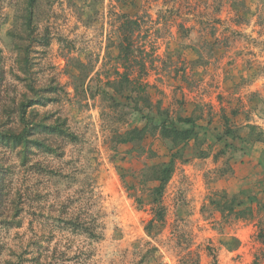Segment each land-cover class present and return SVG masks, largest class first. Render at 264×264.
Returning <instances> with one entry per match:
<instances>
[{"label":"rangeland","instance_id":"1","mask_svg":"<svg viewBox=\"0 0 264 264\" xmlns=\"http://www.w3.org/2000/svg\"><path fill=\"white\" fill-rule=\"evenodd\" d=\"M27 1L0 0V132L40 99L26 119L71 137L35 136L49 150L25 165L0 143V264H264V0ZM164 113L200 130L159 221ZM223 196L242 205L222 213Z\"/></svg>","mask_w":264,"mask_h":264},{"label":"trees","instance_id":"2","mask_svg":"<svg viewBox=\"0 0 264 264\" xmlns=\"http://www.w3.org/2000/svg\"><path fill=\"white\" fill-rule=\"evenodd\" d=\"M37 0H28L27 6L32 9L36 4ZM30 16L31 11L29 12V16L27 18L26 27H30ZM136 24L133 20L125 19L122 23L123 27L130 29V27ZM130 34H123V38L127 41L126 47L122 44L120 46V54L121 57L125 61H129V57L131 55L130 52V41H128V37ZM26 58V56L24 57ZM128 74L124 73L123 77L127 84H130L132 80L128 79ZM29 91L35 92L34 86H28ZM53 90L52 93H54ZM46 101H41L40 99L27 102L20 103L18 107V120L21 125V129L18 132H15L11 129L1 131L0 132V143L4 146H11L12 148H19V156L21 159L22 165H25L28 162V155L31 153V149L39 150V151H48L44 143L40 140L34 138L35 136L42 134H48L55 137H68L71 135L67 133V131L62 130L64 124H46V119H42L39 123H35L34 121L27 120L25 115L28 108H31L35 105H45ZM161 121L158 122V125H154V130L159 133V136L162 140L168 141L170 145V158L166 163H162L160 165H156L154 167H149L146 172H150V181H154L156 186L153 188L151 197L152 203L157 206L155 214L158 217V220H162L163 209L160 207V200L165 190L166 185L170 181L172 174L174 172V163L178 156L182 153L183 146L186 142L193 140L195 141L199 135L200 128L195 124L192 118H178L176 122L166 125L165 120L167 119V114L164 113L163 116L161 114ZM148 124V122H147ZM161 124V125H160ZM177 124H181L178 126ZM150 126V125H149ZM146 128L143 127L141 129L134 128L130 131L125 132L123 135H119L117 142L121 145H126L130 143H134L136 141H140L145 136ZM181 146V148H179ZM44 171V170H43ZM45 173V171H44ZM144 173V171H143ZM146 178V174H144ZM147 179V178H146ZM1 184V183H0ZM235 196L228 198L226 196L221 197V199L217 202V209L220 212L227 211L228 213H233L236 207H239L241 202H236ZM17 213V212H16ZM19 225V222L16 224ZM151 225V224H150ZM151 227L149 226V229ZM148 232V230H147Z\"/></svg>","mask_w":264,"mask_h":264}]
</instances>
